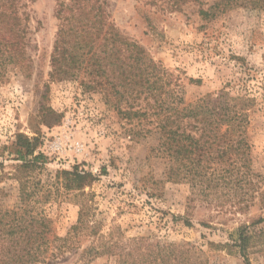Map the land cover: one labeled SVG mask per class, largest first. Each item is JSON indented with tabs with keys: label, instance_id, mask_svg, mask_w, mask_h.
I'll use <instances>...</instances> for the list:
<instances>
[{
	"label": "rangeland",
	"instance_id": "1",
	"mask_svg": "<svg viewBox=\"0 0 264 264\" xmlns=\"http://www.w3.org/2000/svg\"><path fill=\"white\" fill-rule=\"evenodd\" d=\"M98 2L124 38L177 79L186 104L221 90L252 100L253 176L243 183L220 181L204 193L168 181V164L151 151L158 135L150 125L127 118L128 106L111 79H97L105 84L93 90L83 84L88 70L76 79L49 78L59 28L57 0H18L22 45L0 50V208L18 204L13 173L20 162L9 152L20 135L36 141V152L46 159L33 179L40 195L50 194L43 209L54 236L63 237L78 213L76 199L60 192L56 173L79 166L96 178L84 192L93 195L102 235L121 234L123 243L143 238L186 245L196 264H245L240 249L249 264H264V11L237 8L205 21L191 2L179 10L169 0ZM8 37L0 30V42ZM138 106L141 101L133 111ZM55 115L60 118L52 123ZM148 129L153 133L142 137ZM239 233L245 244H239ZM80 244L49 264H83L80 253L89 241Z\"/></svg>",
	"mask_w": 264,
	"mask_h": 264
},
{
	"label": "trees",
	"instance_id": "2",
	"mask_svg": "<svg viewBox=\"0 0 264 264\" xmlns=\"http://www.w3.org/2000/svg\"><path fill=\"white\" fill-rule=\"evenodd\" d=\"M66 1L57 0L59 28L50 59L51 80L76 79L83 69L89 71V81L83 84L93 90L113 81L111 86L118 87L128 106L124 112L127 118L150 125L158 135L157 147L151 151L168 164V181L188 184L204 193L220 181L243 183L253 176L248 139L252 100L221 90L186 104L177 79L115 29L99 0ZM169 1L174 10L187 2L197 4V13L205 21L237 8L264 11V0ZM17 4L18 0H0V30L12 36L4 44L0 42V50L16 51L22 45ZM140 101L141 106L133 111L134 103ZM49 113L54 115L47 110ZM59 118L53 116L52 123ZM143 132L144 138L153 133L150 129ZM38 145L18 135L9 152L14 161L20 162L13 173L18 204L12 210L0 208V264H49L80 248L81 239L89 241L80 253L83 264L101 258L113 264H196L186 245L153 244L143 238L123 243L121 234L116 237L110 231L102 235L101 222L95 219L93 195L84 192L96 178L79 166L56 173L60 192L76 199L78 213L63 237L54 236L52 221L43 209L50 194L40 195L39 183L33 179L46 161L36 152ZM246 240L239 233V244ZM240 253L249 264L242 249Z\"/></svg>",
	"mask_w": 264,
	"mask_h": 264
}]
</instances>
